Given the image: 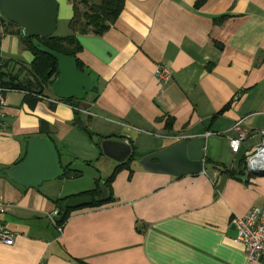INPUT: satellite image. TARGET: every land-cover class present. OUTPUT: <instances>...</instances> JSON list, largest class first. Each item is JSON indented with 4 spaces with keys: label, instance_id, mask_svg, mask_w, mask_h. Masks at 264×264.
<instances>
[{
    "label": "crops",
    "instance_id": "0c3cea01",
    "mask_svg": "<svg viewBox=\"0 0 264 264\" xmlns=\"http://www.w3.org/2000/svg\"><path fill=\"white\" fill-rule=\"evenodd\" d=\"M57 2L55 33L65 35L74 8L70 0ZM195 2L126 0L105 32L78 33V55L97 86L82 103L80 125L74 106L55 101L51 88L33 103L22 90L6 93L0 103V195L9 207L0 220L16 236L13 244L0 240V264H264L248 259L230 222L264 204V174L250 171L254 176L245 182L206 161L209 156L235 167L262 142L264 0ZM226 12L231 16L214 21ZM0 48L4 56L33 59L15 33H4ZM160 64L172 72L166 83L156 75ZM234 96L231 107L212 120ZM167 114L174 117L169 127ZM239 120L248 135L234 152L230 137ZM85 125L136 144L143 155L205 135L204 169L177 176L134 161L132 173L123 168L116 174L114 200L74 209L58 233L49 219L57 207L53 200L92 189L97 177L107 176L99 173L100 163L110 157L101 154ZM45 135L54 140L62 165L82 174L25 186L5 169L21 161L28 137Z\"/></svg>",
    "mask_w": 264,
    "mask_h": 264
},
{
    "label": "water",
    "instance_id": "95a60500",
    "mask_svg": "<svg viewBox=\"0 0 264 264\" xmlns=\"http://www.w3.org/2000/svg\"><path fill=\"white\" fill-rule=\"evenodd\" d=\"M0 13L7 20L18 23L29 36L51 35L55 33L58 19L57 0H0ZM45 51L54 55L59 64V75L52 83L53 92L60 98L83 99L93 90L94 81L90 70H80L76 58L48 47ZM98 139V138H96ZM25 157L5 171L17 182L38 187L44 180L54 179L64 173L59 150L49 136H30ZM206 136H192L181 139L167 147L145 154L141 164L157 172L174 175L199 173L204 169ZM104 154L117 162L125 161L132 153V144L127 140L107 137L101 140ZM257 174H264V165L249 168ZM100 200L110 197V187L100 180ZM91 194L74 195L66 198L63 210L90 204Z\"/></svg>",
    "mask_w": 264,
    "mask_h": 264
},
{
    "label": "trees",
    "instance_id": "16d2710c",
    "mask_svg": "<svg viewBox=\"0 0 264 264\" xmlns=\"http://www.w3.org/2000/svg\"><path fill=\"white\" fill-rule=\"evenodd\" d=\"M73 4L74 14L69 20L70 33L65 35H59L53 33L51 35H39V36H29L24 31L23 28L16 22L7 20L0 13V25H4L3 29L0 30V47L2 44L3 34L6 32L15 33L19 36L22 46L30 50L33 54V59L30 62H25L15 57H6L1 53L0 48V89L3 93H7L11 90H22L25 92V98L30 102L39 100L47 95L46 90L52 89V83L59 75V64L57 58L48 53L43 49V47H48L50 49L62 52L68 55H72L76 58L78 68L80 70H89L80 58L78 53L82 50V44L79 40L78 33H88L93 32L96 34H101L111 27L114 21L122 12L126 0H70ZM204 2V0H196L195 5L199 6ZM231 14L226 12L214 16V21L220 23L226 18L230 17ZM16 26V28H10L9 26ZM221 45V42H217ZM264 60V57H263ZM247 88H241L240 90H246ZM93 91H97V86L94 85ZM57 97V96H56ZM237 96L232 97L220 110H218L212 117L214 120L225 110L231 107L233 101ZM59 99V98H58ZM63 101L71 103L75 108V120L76 124L80 125L78 113L82 108V103L87 99V97L80 100L79 98H60ZM174 117L167 114V126H172ZM45 120H41L42 132H44ZM87 133L94 140V142L101 149V154L103 153L101 140L107 137H112L111 135H103L92 131L87 125ZM98 138V139H96ZM132 144L131 155L123 162H116L113 170L110 174L104 177L105 183L110 187V197L107 200H100L99 196L101 194L100 180L101 176L96 178V185L92 189L84 190L79 192L77 195L91 194L94 196V201L87 205H82L78 207L68 208L63 210L62 204L67 198L60 197L53 200L58 208L59 215L57 220L60 223H65L68 220L71 212L74 209L85 207V206H98L104 203L110 202L115 199L113 190V180L119 170L123 168L130 169L133 172V162L140 161L143 153L138 150L136 144ZM26 153L20 158L22 160ZM245 154L241 155L238 160V164L235 167H230L224 162H217L206 157L208 163H213L215 166L221 165L222 172L236 178L239 180L249 181V178L254 176L252 172L248 169L246 163ZM87 163L95 164V160H86ZM64 173L62 177L66 176H80L82 174L81 169H77L70 166V163L64 164ZM219 192V184L215 183V195ZM55 227V226H54ZM56 228V227H55ZM57 230V229H56ZM58 231V230H57ZM61 231H58L60 233ZM70 254V253H69ZM72 255V254H70ZM72 257H74L72 255Z\"/></svg>",
    "mask_w": 264,
    "mask_h": 264
},
{
    "label": "built area",
    "instance_id": "2783aa9c",
    "mask_svg": "<svg viewBox=\"0 0 264 264\" xmlns=\"http://www.w3.org/2000/svg\"><path fill=\"white\" fill-rule=\"evenodd\" d=\"M156 75L161 83H166L172 77V72L168 66L160 64L156 70ZM57 99L58 97L54 98L55 101ZM5 101L6 94L0 89V103L3 104ZM234 129L237 133L230 137V146L232 151L238 152L242 141L248 135V130L241 128V120L235 123ZM261 133L263 135L262 142L247 153L248 169L259 164L264 165V130ZM8 207V201L0 195V213L6 212ZM58 215V208H55L49 214V219L58 231H62L64 223L57 220ZM230 222L236 228V239L242 243L248 259L264 263V204L252 206L244 215L232 216ZM15 236L16 232L9 229L0 220V240L7 244H13Z\"/></svg>",
    "mask_w": 264,
    "mask_h": 264
},
{
    "label": "rangeland",
    "instance_id": "374dc122",
    "mask_svg": "<svg viewBox=\"0 0 264 264\" xmlns=\"http://www.w3.org/2000/svg\"><path fill=\"white\" fill-rule=\"evenodd\" d=\"M62 25L60 26V28H58V31L60 30V29H62ZM12 28H16V26H12ZM24 31V30H23ZM4 50L3 49H1V53L3 52ZM4 56V55H3ZM11 57H15V58H18V59H20V60H22L21 59V56H14V55H10ZM10 56H6V57H10ZM50 88H51V86H50ZM13 92V91H12ZM80 100H82V99H80ZM87 131V130H86ZM109 161L108 162H106V161H102L101 163H100V166H101V169H100V171H99V173H101L103 176H106V175H108V174H110L111 173V171H112V169H113V167H114V165L116 164V160H114V159H112L111 157H110V159H108ZM66 177H68L69 179H70V176H66Z\"/></svg>",
    "mask_w": 264,
    "mask_h": 264
},
{
    "label": "clouds",
    "instance_id": "9594fccd",
    "mask_svg": "<svg viewBox=\"0 0 264 264\" xmlns=\"http://www.w3.org/2000/svg\"><path fill=\"white\" fill-rule=\"evenodd\" d=\"M57 96V95H56ZM58 98H60L59 96H57Z\"/></svg>",
    "mask_w": 264,
    "mask_h": 264
}]
</instances>
